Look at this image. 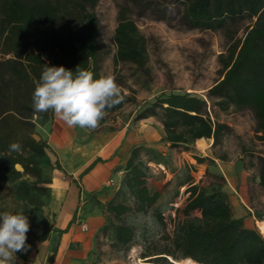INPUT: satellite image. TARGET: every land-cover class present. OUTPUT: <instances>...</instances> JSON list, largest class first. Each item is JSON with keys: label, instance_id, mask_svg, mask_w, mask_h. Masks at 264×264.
<instances>
[{"label": "trees", "instance_id": "trees-1", "mask_svg": "<svg viewBox=\"0 0 264 264\" xmlns=\"http://www.w3.org/2000/svg\"><path fill=\"white\" fill-rule=\"evenodd\" d=\"M97 2L0 0V190L23 176L43 183L47 143L33 136L38 135L36 125L51 121L54 112L34 113L32 95L34 81L39 80L44 66H64L73 72L79 66L91 71L94 79L99 78L100 23L94 12ZM170 11H175L174 17L185 29L221 33L229 44L227 55L219 57V79L206 91L205 100L188 93L162 95L141 107L135 120L156 119L164 142L172 150L184 149L199 139L212 140L215 147L230 128L214 119L212 108L222 113L231 109L249 111L257 140L264 145V0H122L111 38L114 64L144 69L146 41L133 17L151 14L166 21ZM122 94L123 102L106 109V116L129 102V97ZM11 143H19L20 151L10 150ZM139 149L131 151L122 183L132 196L134 211L146 212L159 195L150 193L145 185ZM195 161L201 164L204 160ZM146 164L164 170L152 160ZM261 165L264 168V159ZM259 180L264 186V171ZM190 181L187 175L178 186L185 199L174 210L172 232L166 235L168 244L144 256L145 264H174L184 259L196 264H264V237L234 216L222 185ZM16 190L24 198L31 196L32 189L25 182H20ZM107 211L119 222L108 224L113 225L108 228H112L117 244L130 246L134 231L121 220L130 209L111 202ZM158 218L163 223V217ZM48 228L49 233L52 226Z\"/></svg>", "mask_w": 264, "mask_h": 264}, {"label": "rangeland", "instance_id": "rangeland-1", "mask_svg": "<svg viewBox=\"0 0 264 264\" xmlns=\"http://www.w3.org/2000/svg\"><path fill=\"white\" fill-rule=\"evenodd\" d=\"M121 2L98 0L94 8L100 23L98 76L114 75L116 83L129 97V102L117 113L104 117L95 130L75 126L70 131L69 139L75 153L81 155L87 153V141L97 135H102L105 141L119 131L136 133L137 139L142 142L139 144L138 160L143 165L149 191L158 192L159 197L146 212H135L132 196L122 183L124 193L118 196L117 202L130 209L121 220L133 229V243L128 247L110 245L112 230L102 229L96 247L99 257L97 264H111L113 261L116 262L114 264H145L147 260L143 259L144 256L161 251L168 244L166 235L172 232L170 221L174 210L183 205L185 193L178 186L187 175L198 183L215 182L223 188L232 185L239 196L237 201L241 198L255 218L251 219L250 226L259 231L256 221H264V186L259 180L261 171H264L261 165L264 145L257 140L255 121L249 111L231 109L222 113L212 108L214 119L230 128L215 147L206 139H199L184 149L172 150L164 142L162 127L156 119L135 120L141 107L162 95L188 93L205 100L206 91L219 79L222 68L219 57L227 55L228 42L221 33L181 27L174 17L175 11L169 12L166 21L157 20L151 14L134 16L138 31L146 41V66L141 70L130 64L115 65V48L111 38ZM242 36L241 31L238 38ZM45 124L36 125L37 136L44 140L52 131L50 126L47 131L41 130ZM50 157L53 160V155ZM195 158L204 161L199 164ZM148 160L161 164L164 170L147 165ZM237 162H243L238 175L235 173ZM41 177L43 183L34 177L23 176L18 182L4 184L0 190V212L24 211L28 217L30 230L27 244L31 247L27 252L46 239L48 227L53 224L50 223L51 214L46 212L49 179L43 174ZM20 182L31 187L30 198H24L16 190ZM238 205L245 209L240 201ZM107 214L108 223H119L113 214L108 211ZM158 216L163 217V223ZM258 233L264 237L260 231ZM26 254L16 253L15 264H23L22 259Z\"/></svg>", "mask_w": 264, "mask_h": 264}, {"label": "crops", "instance_id": "crops-1", "mask_svg": "<svg viewBox=\"0 0 264 264\" xmlns=\"http://www.w3.org/2000/svg\"><path fill=\"white\" fill-rule=\"evenodd\" d=\"M48 126L52 131L45 138L44 158L49 163L42 168V174L49 179L47 212L52 217V230L38 247L24 255L23 264H97L99 234L114 225L108 226L107 205L111 202L119 205L118 196L124 193L121 185L125 164L131 151L142 142L131 131H119L105 141L102 135H97L87 141V153L79 155L69 139L74 127L67 126L55 114L41 130L47 131ZM206 141L212 146V140ZM190 182L198 183L192 177ZM145 185L149 189L147 182ZM223 190L229 195L234 216L253 229L250 221L255 218L241 198L245 209L238 205L235 188L227 185ZM109 244L119 246L112 231Z\"/></svg>", "mask_w": 264, "mask_h": 264}, {"label": "clouds", "instance_id": "clouds-1", "mask_svg": "<svg viewBox=\"0 0 264 264\" xmlns=\"http://www.w3.org/2000/svg\"><path fill=\"white\" fill-rule=\"evenodd\" d=\"M32 95L34 113L49 110L69 127L95 130L111 109L124 100L114 75L93 78L91 71L64 66H44L39 80L34 81ZM10 150L20 151L19 143H11ZM30 230L24 211L0 212V264H15L16 253H27Z\"/></svg>", "mask_w": 264, "mask_h": 264}, {"label": "bare ground", "instance_id": "bare-ground-1", "mask_svg": "<svg viewBox=\"0 0 264 264\" xmlns=\"http://www.w3.org/2000/svg\"><path fill=\"white\" fill-rule=\"evenodd\" d=\"M257 227L262 235H264V224L257 222ZM174 264H196L189 259H184L180 261H176Z\"/></svg>", "mask_w": 264, "mask_h": 264}, {"label": "water", "instance_id": "water-1", "mask_svg": "<svg viewBox=\"0 0 264 264\" xmlns=\"http://www.w3.org/2000/svg\"><path fill=\"white\" fill-rule=\"evenodd\" d=\"M34 137V139L36 140V141H39L40 140V138L38 137V136H33ZM242 166H243V163L242 162H237L236 164H235V173L238 175L239 173H240V171H241V169H242ZM15 169L17 170V171H21V168L19 167V166H16L15 167ZM47 212V211H46ZM50 223H52V219H50Z\"/></svg>", "mask_w": 264, "mask_h": 264}]
</instances>
